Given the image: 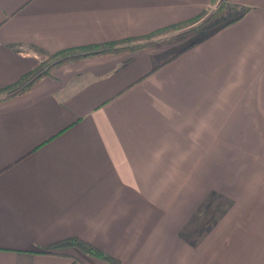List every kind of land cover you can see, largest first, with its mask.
<instances>
[{
	"label": "crops",
	"instance_id": "0c3cea01",
	"mask_svg": "<svg viewBox=\"0 0 264 264\" xmlns=\"http://www.w3.org/2000/svg\"><path fill=\"white\" fill-rule=\"evenodd\" d=\"M211 2L0 0V89ZM228 2L248 10L182 52L91 56L0 94V264H264V0ZM69 236L118 262L39 250Z\"/></svg>",
	"mask_w": 264,
	"mask_h": 264
},
{
	"label": "trees",
	"instance_id": "16d2710c",
	"mask_svg": "<svg viewBox=\"0 0 264 264\" xmlns=\"http://www.w3.org/2000/svg\"><path fill=\"white\" fill-rule=\"evenodd\" d=\"M211 5H214L215 7L213 10L205 9L188 20L161 27L143 36L70 47L47 54L29 73L21 77L17 83L12 84L5 89H0V94L9 91V89L17 85L20 86L19 91H24L37 77L47 73L50 68L60 64L79 61L91 56H109L132 51L139 47L157 44L158 42L171 38L176 39L193 36L190 43L178 51L182 52L197 42L200 38L202 39L207 36V34H211L236 21L248 10V7L245 6H233L228 0H212ZM71 246L105 261L111 263L118 262L117 259L113 258L97 246L77 236H69L54 241L43 246L39 250L47 253H61L59 250Z\"/></svg>",
	"mask_w": 264,
	"mask_h": 264
},
{
	"label": "rangeland",
	"instance_id": "374dc122",
	"mask_svg": "<svg viewBox=\"0 0 264 264\" xmlns=\"http://www.w3.org/2000/svg\"><path fill=\"white\" fill-rule=\"evenodd\" d=\"M215 7H214V5H213V7H211V8H209V9H211V10H213ZM190 37V38H189ZM185 38V40H191V39H193V36H188V37H184ZM189 38V39H188ZM181 40H178L174 45H176L177 43H179Z\"/></svg>",
	"mask_w": 264,
	"mask_h": 264
}]
</instances>
